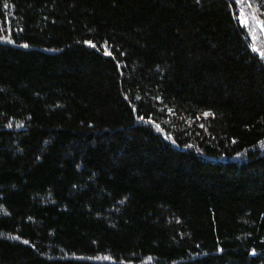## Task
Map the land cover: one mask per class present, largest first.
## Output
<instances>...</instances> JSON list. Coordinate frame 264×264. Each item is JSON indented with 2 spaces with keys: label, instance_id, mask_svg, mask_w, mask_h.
Returning a JSON list of instances; mask_svg holds the SVG:
<instances>
[{
  "label": "trees",
  "instance_id": "1",
  "mask_svg": "<svg viewBox=\"0 0 264 264\" xmlns=\"http://www.w3.org/2000/svg\"><path fill=\"white\" fill-rule=\"evenodd\" d=\"M236 15L0 0V264H264V59Z\"/></svg>",
  "mask_w": 264,
  "mask_h": 264
},
{
  "label": "rangeland",
  "instance_id": "2",
  "mask_svg": "<svg viewBox=\"0 0 264 264\" xmlns=\"http://www.w3.org/2000/svg\"><path fill=\"white\" fill-rule=\"evenodd\" d=\"M241 7L243 8L244 14L249 21V27H246V29L250 33L253 45L255 46V48L259 49V53L264 52V27H262L261 24L258 23V21L261 20H259V18H256V13L248 4L241 5Z\"/></svg>",
  "mask_w": 264,
  "mask_h": 264
},
{
  "label": "snow or ice",
  "instance_id": "3",
  "mask_svg": "<svg viewBox=\"0 0 264 264\" xmlns=\"http://www.w3.org/2000/svg\"><path fill=\"white\" fill-rule=\"evenodd\" d=\"M230 2H231L232 4H235V5L237 6V15H236L235 18L237 19L238 24H239L241 27H244V28L249 27V21H248V18H247L246 15L244 14V11H243V8L241 7V5L248 4V5L250 6L252 0H230ZM3 7H4V8H7V7H8V4H7V3H4V4H3ZM258 23H260L261 26L264 27V21H258ZM0 39H3V40L6 41L8 38L5 36V37H2V38H0ZM85 43H91V42L86 41ZM27 46H28L27 44L24 45V47H27ZM93 47H95V46L93 45ZM252 47H253V51H254V52H258V51H259V49L255 48L254 45H253ZM259 55H260V57H261L262 59H264V52H260ZM157 99H159V97H158ZM133 111H135V108L133 109ZM169 111L171 112V109H169ZM204 115L207 116V115H209V113H204ZM139 119H140V120H143L144 117L141 116V117H139ZM148 122H149V123H154V122L151 121V120H149ZM10 126H11V125H9V127H10ZM156 127L159 128V125H156ZM25 243H27V241H25Z\"/></svg>",
  "mask_w": 264,
  "mask_h": 264
}]
</instances>
